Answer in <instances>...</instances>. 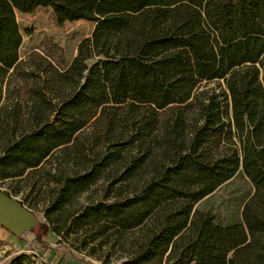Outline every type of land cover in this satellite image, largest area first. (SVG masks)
<instances>
[{
    "label": "trees",
    "instance_id": "trees-1",
    "mask_svg": "<svg viewBox=\"0 0 264 264\" xmlns=\"http://www.w3.org/2000/svg\"><path fill=\"white\" fill-rule=\"evenodd\" d=\"M39 6L70 62L20 61ZM0 185L85 264H264V0H0Z\"/></svg>",
    "mask_w": 264,
    "mask_h": 264
},
{
    "label": "rangeland",
    "instance_id": "rangeland-1",
    "mask_svg": "<svg viewBox=\"0 0 264 264\" xmlns=\"http://www.w3.org/2000/svg\"><path fill=\"white\" fill-rule=\"evenodd\" d=\"M15 16L22 36L20 61L26 60L33 52L44 56L49 52L53 58L68 63L75 55L79 41L98 28L96 22L88 20L59 21L48 6H39L27 13L16 11ZM10 87L15 88V85L11 84ZM5 89L6 85L3 86V93ZM3 189L4 186L0 185V190ZM12 197L20 199V196ZM31 211L38 222L42 221L40 208ZM56 245L57 236L44 230L40 233V226L38 232L29 227L19 235H14L0 225V261L9 255L26 252L30 254V264H85L73 258L65 249H58Z\"/></svg>",
    "mask_w": 264,
    "mask_h": 264
},
{
    "label": "water",
    "instance_id": "water-1",
    "mask_svg": "<svg viewBox=\"0 0 264 264\" xmlns=\"http://www.w3.org/2000/svg\"><path fill=\"white\" fill-rule=\"evenodd\" d=\"M0 225L14 235H19L26 228L39 231L36 215L22 205L18 199L0 190Z\"/></svg>",
    "mask_w": 264,
    "mask_h": 264
},
{
    "label": "crops",
    "instance_id": "crops-1",
    "mask_svg": "<svg viewBox=\"0 0 264 264\" xmlns=\"http://www.w3.org/2000/svg\"><path fill=\"white\" fill-rule=\"evenodd\" d=\"M12 255H13V254H12ZM9 256H11V255H9ZM9 256H8V257H9ZM8 257H7V258H8ZM7 258H6V259H7ZM6 259H5V260H6ZM76 263H77V262H76ZM52 264H53V263H52ZM78 264H79V263H78Z\"/></svg>",
    "mask_w": 264,
    "mask_h": 264
}]
</instances>
